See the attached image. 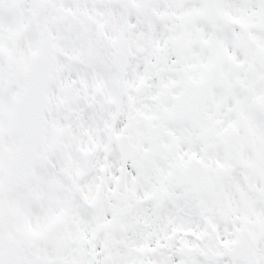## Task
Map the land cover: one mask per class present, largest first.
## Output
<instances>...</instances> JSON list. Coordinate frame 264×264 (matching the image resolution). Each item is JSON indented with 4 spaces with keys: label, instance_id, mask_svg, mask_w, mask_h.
<instances>
[{
    "label": "snow or ice",
    "instance_id": "1",
    "mask_svg": "<svg viewBox=\"0 0 264 264\" xmlns=\"http://www.w3.org/2000/svg\"><path fill=\"white\" fill-rule=\"evenodd\" d=\"M0 264H264V0H0Z\"/></svg>",
    "mask_w": 264,
    "mask_h": 264
}]
</instances>
